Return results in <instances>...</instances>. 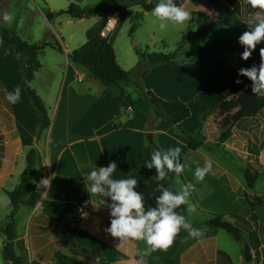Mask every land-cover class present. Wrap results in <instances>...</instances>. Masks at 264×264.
Masks as SVG:
<instances>
[{
    "label": "crops",
    "instance_id": "obj_1",
    "mask_svg": "<svg viewBox=\"0 0 264 264\" xmlns=\"http://www.w3.org/2000/svg\"><path fill=\"white\" fill-rule=\"evenodd\" d=\"M28 1L32 6H44V11L46 9L48 14L58 12L53 10L49 1ZM120 2L121 0H117L109 3L91 16L96 20L86 29L85 38L90 30L101 32L106 20L114 13L120 16L125 9L131 7H120L119 10L103 16L108 6L117 5ZM150 2L146 0V4ZM187 2L191 6L196 3L195 0H193L194 3L192 0H185L182 7ZM2 11H0V17L4 14ZM43 16L46 17L47 14L44 13ZM119 16L118 23L105 38L109 39V35L116 30ZM74 20L81 22L85 19ZM14 24V31L23 40L28 43L33 42L29 25L27 26L29 28L19 30L20 20ZM0 27L10 29L7 28V23L2 18H0ZM50 29L55 35L56 43L64 48L60 53H64L62 55H65L66 63L62 68H55L61 69L58 71V81L56 85H50L47 89L46 97L50 99V104L46 106V112L50 123L47 129L41 132L39 138L37 134L41 118L31 105L23 87L24 74L27 69L26 61L23 56L10 51H5V55L0 58V264H9L5 263L1 256L4 240L1 232L8 224L7 217L11 211L10 202L4 192L13 191L19 185L20 176L26 168L27 153L32 149L35 150L37 178L33 180L31 193L20 205L14 219L15 252L24 263L57 264V257L61 256L88 264H116L118 259L126 261L127 264H136V261L140 259L138 251L145 247L143 241L130 240L123 247H118L119 241L105 231L110 221L108 209L99 203L97 195H90L87 192L83 176L95 165L106 167L109 162L115 161L117 171L113 177L126 178L130 170L139 166L143 160L146 146L145 135L148 128L138 121L136 116L138 104L131 101L127 91L109 98L101 95L100 89L98 92H92L89 85L81 89L72 87L73 82L69 80V76L75 75L77 81L82 82L85 78L84 73H79L78 68L83 67L73 63L68 57L70 53L65 48V41L60 32L55 31L51 26ZM71 36H69L70 39H72ZM108 42L112 44L110 40ZM62 55L57 58L59 59ZM208 60L214 61L209 56H205L194 63L180 61L177 65L174 60L151 70L150 74H146L142 79L143 94L150 91L164 101L179 99L187 104L189 117L180 124L183 131L187 133H194L199 129L198 119L196 120L199 111L196 97L217 75L214 74L213 68L209 76L199 77V79L197 75L193 77L188 74L192 73L191 68L196 70L203 61ZM17 61L20 69L16 67ZM58 65L57 60L49 68L47 75H52L55 70L53 67ZM40 70H43V66L36 74ZM160 70L163 72L161 73ZM150 76H156L157 79L152 81ZM86 77H90L88 73ZM17 86L21 87V99L13 105L6 100V94ZM41 100L44 103L42 98ZM191 106L193 109L190 108ZM190 120L194 121L189 124ZM157 129L152 131V135H168L173 131V129ZM171 138L181 148V162L192 155L196 158L200 155L203 160H211L213 163V171L211 175H207L209 176L207 182H211V191L203 193V196L197 199V207L211 209L210 206H206L209 201L210 203L211 201L224 202L227 207H234L238 199L229 196L232 191L228 183H231V189L241 186L234 175L218 166L214 158L208 155L209 152L199 153L198 148L195 151L189 150L187 139L173 133ZM225 143L226 141L221 145ZM192 161L197 164L196 161ZM168 177L171 182L173 178H177L175 173H169ZM43 179H48L49 184L41 185L40 182ZM179 179L185 184L193 183L192 177L190 178L185 171ZM220 187L223 189L220 190ZM190 195H195V188ZM104 199L110 202L109 198ZM244 199L248 205L246 193H244ZM256 211L257 208L255 209L257 223L262 226ZM201 230L207 231L209 235H216L215 231ZM187 239L180 247L182 264H229L225 258L217 260V252L220 250L211 244H202L203 239L201 238H198V243H201L199 247L188 255L187 251H183L187 247ZM196 244L197 239L193 247ZM209 247H213L210 248V252H208ZM192 248L188 249L189 252ZM261 248L260 253L264 257V248ZM225 254L232 263L229 254ZM146 257L143 258L144 264L147 263ZM238 259L244 260L240 255ZM260 263H264V258Z\"/></svg>",
    "mask_w": 264,
    "mask_h": 264
},
{
    "label": "rangeland",
    "instance_id": "obj_2",
    "mask_svg": "<svg viewBox=\"0 0 264 264\" xmlns=\"http://www.w3.org/2000/svg\"><path fill=\"white\" fill-rule=\"evenodd\" d=\"M46 1H49L52 4L54 11H59L67 9L70 4L77 5L80 8H88L96 5L100 0ZM46 1L44 2L46 3ZM150 1L149 5H152L154 8L158 0ZM195 1L196 3L192 0V3L195 4L194 6H191L188 2L183 5L184 9L188 11L192 17L191 21L179 26L169 24V27L165 31H160L158 29L157 22L151 15V10L144 12L143 5L146 4V0H121L119 4L110 5L106 8V13L103 14V16L109 12L119 10L120 7L126 8L127 6H131L129 9H125L124 12L121 13L119 16V24L116 30L109 35L108 40L112 43L111 45L114 49L118 65L124 71L130 73L132 80H139L141 74V70L139 69L141 54H169L177 52V58L175 60L178 65V62L180 61H185L187 63L191 55L203 46L210 44L219 37H226L229 35V27L218 25V14L215 9L209 5L211 2H213V4L221 3L228 9V11H232L227 0ZM238 1L241 3L240 15L234 16L230 14L226 16L228 19H233L235 21L239 20L241 23L240 32L243 33L249 31V28L255 26L254 13L261 10L253 8L249 9L247 0ZM184 2L185 0H174V3L178 6H182ZM37 3L39 5V1H37ZM106 6L107 5L104 7ZM0 11L4 13H14L15 19L13 23H7V28L15 30L14 23H17L19 20V30H21V28L30 27L33 36V42L31 43L35 45H41L45 42L54 46L57 44L55 41V35L50 29L51 26L55 31L60 32L65 41V48L68 50V53H71L73 50L85 44L87 40V38H85L86 29L96 20L95 17L90 16L89 18L78 22L71 19L68 15H61L53 17L48 23L46 17L43 16L44 13L48 14L46 9L44 11V6H32L28 0H0ZM198 12H204L209 16L208 23L211 24V28L204 35L195 37L194 35L197 31V24L195 20L196 16H193L192 13ZM261 14L264 15V12H261ZM28 25L29 27H27ZM133 26H135V29L131 32ZM71 34L73 36H71ZM69 36H71L72 39H70ZM59 46L63 52V46ZM178 47L181 48L179 49L180 51H178ZM62 54L64 53L56 52L49 46L41 49L38 54V60L41 66H43V70H40L39 73L36 74L33 84L30 87L38 93V96H42L41 98L44 100L45 108L50 104V99L46 97L47 89L50 88V85H56L59 78L58 71H61V69L55 68H62L66 63L65 55ZM60 55H62V57L58 59L57 57ZM209 58L214 59V61H203L196 70L191 68L190 71H192V73L189 72V74H187L192 75L193 77L197 75L196 77L199 79V77H204L210 74V70L213 68L214 74H217L215 77H217L227 69L234 68L239 62L238 56L235 54L209 56ZM57 60L59 65L53 67L55 69L53 74L47 75L49 68L52 67L53 63H56ZM78 71L79 73L83 72L85 78L82 82H78L75 75H70L69 80L73 82L72 87L74 89H81L83 87H88L89 85L93 90L92 92H98L99 89L102 91V87L97 81L90 77H86V70L78 68ZM166 71H164V73H166ZM204 71L205 73H202ZM150 72L151 71H148L147 74H150ZM160 72L162 73L163 70H160ZM143 78H141V85ZM150 79L153 81L157 78L156 76H150ZM123 88L124 91H127L130 95L131 101L134 104H138L136 116L138 121L143 123V125L145 124L148 128L146 135L148 133L152 134L153 130H158L157 128H159V130L173 129L168 135H152L155 148L167 150L179 146L172 140V133L186 140V138L178 132L179 130L174 128L169 122L160 120L155 116L154 109L149 104L146 95L142 93L141 89H136L133 85L123 86ZM249 97L250 94L248 92H235L229 98L220 99L210 108L208 112L209 115L205 118L202 125H200L197 120L198 118L196 117L199 129L192 134L195 144L200 145L198 147V152H209L208 155L211 158H214L215 163L218 166L228 170L230 174H233L237 181H239L241 186L237 189H231V183H228V187L232 191L229 196L238 199V202L235 203L236 205H233L234 207H227V205H224V202L220 203L211 201L210 203L209 201V204L205 205L210 206L211 209L208 207H206V209L198 208L197 199L203 196V193L211 191V182H207L209 176H206L204 180L200 182H197L194 179V169L199 166V164L204 165L205 163V160H203L200 155H198L197 158L192 155V157L185 159L189 165V167L185 169V173H187L190 178L192 177V182L196 186L195 195H190L189 197L190 204L194 206V210L190 213L187 211L185 212V216L189 218L191 223L203 224L212 218V214H214V216H221L223 221L227 223L240 226L242 230L243 228L249 229L252 228L253 221L245 212L248 205L245 202L244 193L251 198H260L263 202L260 207H256L257 217L263 227L260 225L256 226L257 230L255 235L244 232V241L250 246V254L252 257L250 263H245L244 260L238 259L239 255L242 256V246L232 240L224 231H215V236L209 235V233L207 234V231L203 232L204 235L201 237V239H203L202 244H211L217 250L229 254L233 264H264L260 263L264 258L260 253V249H262L261 247L264 248V111L258 115H252L245 111L242 101ZM190 108L193 109L192 106ZM193 121L194 120H190L189 124ZM115 122L118 121L115 120ZM159 122L161 123L159 124ZM180 130L183 129L180 127ZM226 131H230V136L225 140L226 143L221 145L223 142H220V134ZM146 145L148 146L147 141ZM192 160L196 161L197 164H194ZM249 168L251 173L256 172L258 174L257 181L251 190L247 188L245 180V171L247 169L249 170ZM176 180V177L173 178L172 184L177 190L180 185L176 183ZM222 189L220 187V190ZM256 208L253 209V215L255 216ZM199 229L211 230L204 226H201ZM187 238V247L185 246L186 248L183 251H187L189 255L193 253L201 243H198L197 239V244L193 247L196 243V239L189 237V235ZM213 247H209L208 252H210V248ZM190 248H192V250L189 252L188 249ZM184 256L185 254L183 257Z\"/></svg>",
    "mask_w": 264,
    "mask_h": 264
},
{
    "label": "trees",
    "instance_id": "obj_3",
    "mask_svg": "<svg viewBox=\"0 0 264 264\" xmlns=\"http://www.w3.org/2000/svg\"><path fill=\"white\" fill-rule=\"evenodd\" d=\"M117 0H100L96 5L88 8H80L77 5L70 4L66 10H60L54 14H47L46 18L50 21L55 16L68 15L72 19H86L96 13L105 5ZM232 11L223 6L221 3L213 4L209 3L218 14V25L228 26L229 35L226 37H219L208 45L203 46L195 53H193L188 62L194 63L205 56H217L226 54H235L238 56V64L231 69H227L220 75L215 77L211 83H209L196 97V103L198 105V121L202 125L205 118L209 115L210 108L220 99L229 98L235 92H248L250 97L242 101V105L248 113L252 115L261 114L264 111V96H256L252 93V82L246 77H239L237 72L240 68H251L252 66H259L260 64V48L264 47V41L257 45L256 50L252 56L244 61L240 57V53L243 51V47L239 44V36L242 35L240 28L241 23L239 20L228 19L226 15L238 16L241 12V3L238 0H227ZM153 9L152 5H143L144 12H148ZM249 9H252L249 5ZM196 16L197 31L195 37H199L207 33L211 24L208 23L209 16L204 12L192 13ZM234 18V17H233ZM135 26L131 28L133 32ZM51 47L52 49L62 52L61 47L56 44L55 46L49 43H43L41 45L30 44L23 40L14 30L0 27V58L5 55V51H10L14 54L21 55L26 61L27 69L24 74L23 87L26 95L33 106L36 113L41 118L39 125V131L37 138L43 130L49 126V119L47 117L46 108L41 98L36 92L31 89L28 83L32 82L35 74L41 68V64L38 60V54L44 47ZM180 47V46H179ZM178 47V51H180ZM68 57L70 60L83 67L89 76L97 81L102 87V95L107 97H113L120 92H125L123 86L133 85L136 89H141V78H143L148 71L156 69L158 66L167 64L174 61L177 58V52L175 53H150L140 55L141 74L139 80H132L129 72L124 71L117 63L116 56L113 47L108 42V39L102 37L97 30H90L87 33V41L85 44L75 50H73ZM17 69H20V64L17 61ZM241 80L242 83L237 84V80ZM142 90V89H141ZM145 95L149 104L155 111V116L160 120L169 122L174 128L179 130L178 132L183 135L188 141V148L191 151H195L200 145L195 144V140L192 137L193 133H187L180 130V124L189 117V108L187 104L179 99L172 101H164L157 97L150 91H146ZM132 104V103H131ZM230 136V131H226L220 134V142H224ZM157 148H151L145 146L143 153V160L139 166L133 167L130 172L137 179L136 191L142 193L144 197L145 207H154L156 203V196L159 195L157 191L158 183L163 184L165 187H169L175 190L171 180L166 176L164 181L157 182L155 180L156 170L148 169L144 167L145 161L150 160V156L153 150ZM129 175V174H128ZM127 175V176H128ZM126 176V177H127ZM37 178L35 168V150L32 149L26 156V168L20 176L19 185L9 192H4L8 198L11 206V211L7 217V226L1 234L4 237L3 245L1 249V256L3 260L9 264H25L23 259L15 252V216L20 205L30 195L31 186L33 180ZM258 178L256 172L251 173L250 168L245 171V180L248 189H253ZM248 208L246 209V215L250 217L252 222V228H240V226L233 225L223 221L221 216H212L211 219L203 224H194V228H200L201 226L207 227L213 231L222 230L232 240L239 243L242 246V257L245 263L251 262L250 246L244 241V232L255 235L257 219L253 215V209L262 205L260 198H250L246 195ZM184 210L182 214L185 215L186 205H182L181 209ZM236 214V213H233ZM188 237V233L181 230L173 244L163 250H157L147 255V264H181L180 261V247ZM225 258L229 264H232L228 256L222 252H217V260ZM57 264H88L78 260H74L67 257H57Z\"/></svg>",
    "mask_w": 264,
    "mask_h": 264
},
{
    "label": "clouds",
    "instance_id": "obj_4",
    "mask_svg": "<svg viewBox=\"0 0 264 264\" xmlns=\"http://www.w3.org/2000/svg\"><path fill=\"white\" fill-rule=\"evenodd\" d=\"M253 9H260L255 12V26L239 36L238 42L243 47L240 53L242 60L247 61L256 50L257 45L264 41V0H247ZM152 17L157 22L160 31H165L169 24L173 26L184 25L191 21L189 12L182 6L174 3V0H158L151 10ZM2 20L8 24L13 23L15 16L12 12H5ZM260 64L251 68H240L237 72L239 77H246L252 82V93L256 96H264V47L259 50ZM31 86V82H26ZM242 83L241 80L236 81ZM21 99V87L17 86L7 92L6 100L10 104H16ZM181 148L179 146L167 150H153L150 160L145 161L144 167L155 169V180L164 181L169 173H175L176 183L179 189L172 190L158 183L156 203L154 207H145L142 193L136 191L137 179L129 172L126 178H114L117 171V163L111 161L108 165L95 167L83 178L86 183L87 192L90 195H97L99 203L108 209L110 221L105 231L119 241L118 247H123L128 241H143L145 247L138 251L140 259L136 264H144V257L157 250L169 248L177 234L184 230L189 237L198 239L204 233L194 228L189 218L183 213L182 205H187V212H192L194 206L190 204V193L194 190L193 183H182L180 175L189 167L187 161L181 162ZM213 163L206 160L203 166L194 169L193 176L197 182L212 173ZM41 185H48L49 180L43 179ZM105 197L110 202L105 201ZM116 264H127L126 261L118 259Z\"/></svg>",
    "mask_w": 264,
    "mask_h": 264
},
{
    "label": "built area",
    "instance_id": "obj_5",
    "mask_svg": "<svg viewBox=\"0 0 264 264\" xmlns=\"http://www.w3.org/2000/svg\"><path fill=\"white\" fill-rule=\"evenodd\" d=\"M118 16V14L114 13L106 20L100 32V35L102 37H107L108 34L112 31V29L116 26V24L118 23Z\"/></svg>",
    "mask_w": 264,
    "mask_h": 264
},
{
    "label": "water",
    "instance_id": "obj_6",
    "mask_svg": "<svg viewBox=\"0 0 264 264\" xmlns=\"http://www.w3.org/2000/svg\"><path fill=\"white\" fill-rule=\"evenodd\" d=\"M145 139H146V141H147L149 147H151V148H155V144L153 143V136H152L151 133H148V134L146 135V138H145Z\"/></svg>",
    "mask_w": 264,
    "mask_h": 264
}]
</instances>
